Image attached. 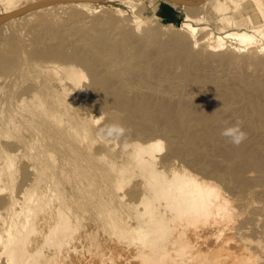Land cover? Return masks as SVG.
Segmentation results:
<instances>
[{"label": "bare ground", "instance_id": "obj_1", "mask_svg": "<svg viewBox=\"0 0 264 264\" xmlns=\"http://www.w3.org/2000/svg\"><path fill=\"white\" fill-rule=\"evenodd\" d=\"M74 3L0 0V264H264V0Z\"/></svg>", "mask_w": 264, "mask_h": 264}, {"label": "rangeland", "instance_id": "obj_2", "mask_svg": "<svg viewBox=\"0 0 264 264\" xmlns=\"http://www.w3.org/2000/svg\"><path fill=\"white\" fill-rule=\"evenodd\" d=\"M69 2H76L74 4L83 5L87 8H94L99 11L100 9H107L109 11L120 14L122 17L128 16L130 19H134L136 15L143 12L144 15L152 16L157 23L160 25H169L171 22L176 23V25H181L187 18V14L190 13V4L194 5H202L203 7L202 15L207 18V15H213L210 19H202L197 20L194 23L197 24L201 29L204 27L208 30L215 31L216 33L219 31V26L215 22L214 13L211 11V6L213 5V1L215 0H67ZM136 1V2H135ZM206 1V2H205ZM135 2V3H134ZM112 4V5H111ZM138 6H137V5ZM150 4H153L151 6ZM114 5V6H113ZM155 5L157 8L155 9ZM110 7V8H109ZM125 7V8H124ZM123 8V9H121ZM132 8H134L132 10ZM155 9L153 13V9ZM163 9V11H161ZM68 11L69 8L67 9ZM207 10V11H206ZM129 11V12H128ZM198 12V11H197ZM211 12V13H210ZM130 13L129 15H127ZM158 14L159 17H155L154 14ZM173 13L177 14L176 16H171ZM125 18V17H124ZM210 19V20H209ZM22 22H18L15 24L17 28V32L23 33L24 28L22 26ZM200 33V32H199ZM232 42L231 39L228 40V43Z\"/></svg>", "mask_w": 264, "mask_h": 264}, {"label": "clouds", "instance_id": "obj_3", "mask_svg": "<svg viewBox=\"0 0 264 264\" xmlns=\"http://www.w3.org/2000/svg\"><path fill=\"white\" fill-rule=\"evenodd\" d=\"M102 119L103 117L101 116L100 120ZM127 131L128 130L122 124L115 122L104 125V127L99 130L98 135L118 140L124 137L127 134ZM220 136L237 147L247 139V133L243 131L242 122L239 120L231 124L229 122H224V126L220 131Z\"/></svg>", "mask_w": 264, "mask_h": 264}, {"label": "crops", "instance_id": "obj_4", "mask_svg": "<svg viewBox=\"0 0 264 264\" xmlns=\"http://www.w3.org/2000/svg\"><path fill=\"white\" fill-rule=\"evenodd\" d=\"M161 11H163V9H161Z\"/></svg>", "mask_w": 264, "mask_h": 264}]
</instances>
